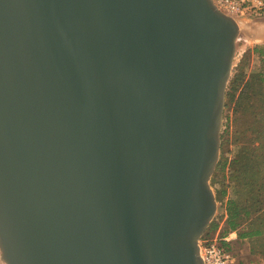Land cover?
I'll return each mask as SVG.
<instances>
[{
    "label": "water",
    "instance_id": "1",
    "mask_svg": "<svg viewBox=\"0 0 264 264\" xmlns=\"http://www.w3.org/2000/svg\"><path fill=\"white\" fill-rule=\"evenodd\" d=\"M238 20L212 0H0L2 264H204Z\"/></svg>",
    "mask_w": 264,
    "mask_h": 264
},
{
    "label": "trees",
    "instance_id": "2",
    "mask_svg": "<svg viewBox=\"0 0 264 264\" xmlns=\"http://www.w3.org/2000/svg\"><path fill=\"white\" fill-rule=\"evenodd\" d=\"M252 51L260 58L264 56V46H255ZM244 57L227 84L225 110L232 107L233 116L224 114L220 158L210 184L216 200L224 206L221 226L216 232L223 237L235 231L234 243L246 241L250 256L257 261L258 255L264 257V70L246 77ZM229 137L234 145L231 150H228ZM216 228L217 223L212 221L202 236ZM221 243L233 256V242Z\"/></svg>",
    "mask_w": 264,
    "mask_h": 264
},
{
    "label": "rangeland",
    "instance_id": "3",
    "mask_svg": "<svg viewBox=\"0 0 264 264\" xmlns=\"http://www.w3.org/2000/svg\"><path fill=\"white\" fill-rule=\"evenodd\" d=\"M239 26H240V32L238 34L236 44H235V56L233 59V65H232V71L234 68H236L237 64L241 60L243 56L244 57V63H245V75H247L251 72H254L256 70H264V56L262 58L258 57L255 53H253L252 48L253 47H262L264 46V16H255V17H245L244 19L238 20ZM249 49V50H248ZM231 71V75H232ZM230 75V77H231ZM230 79V78H229ZM228 84V83H227ZM227 88V87H226ZM226 92V91H225ZM238 93V91H237ZM236 93V95H237ZM228 112L229 117L233 116L232 113V107L228 111L225 110V98H224V109H223V117H222V127L221 131L224 129V123L226 119L224 118V114ZM220 131V133H221ZM230 135H231V127H230ZM234 149L233 140L231 137L228 138V150ZM220 158V149H219V156L218 160ZM217 160V162H218ZM216 162V164H217ZM216 167V165H215ZM214 167V170H215ZM213 170V173H214ZM212 173V175H213ZM211 175V177H212ZM210 177V180H211ZM209 180V184H210ZM211 186V184H210ZM213 189L214 195L215 190ZM216 199V197H215ZM217 209L216 213L213 217L212 221L217 223V228L215 230L209 231L207 234H205L206 237L213 236L216 231L221 226L222 217L224 214V206L217 201ZM209 223V225H210ZM208 225V227H209ZM208 227L205 229L204 233L208 229ZM223 228H221L222 231ZM203 233V234H204ZM235 241V240H234ZM232 241L231 245V252L233 254V257L238 260L239 264H250L253 263V256H250L249 254V244L246 241H242L241 243H234ZM235 261V260H234ZM234 263V262H233ZM264 264V262H263Z\"/></svg>",
    "mask_w": 264,
    "mask_h": 264
},
{
    "label": "built area",
    "instance_id": "4",
    "mask_svg": "<svg viewBox=\"0 0 264 264\" xmlns=\"http://www.w3.org/2000/svg\"><path fill=\"white\" fill-rule=\"evenodd\" d=\"M218 10L237 19L264 16V0H212ZM230 233L220 237L216 232L211 237L198 240L199 255L204 264H233L234 257L222 245L230 241Z\"/></svg>",
    "mask_w": 264,
    "mask_h": 264
},
{
    "label": "crops",
    "instance_id": "5",
    "mask_svg": "<svg viewBox=\"0 0 264 264\" xmlns=\"http://www.w3.org/2000/svg\"><path fill=\"white\" fill-rule=\"evenodd\" d=\"M229 238H230V241H234L236 239V232L235 231L230 232ZM234 260L235 261L233 264H239L238 260H236L235 258ZM263 262H264V257H262L261 255H258L257 261L253 260V263H250V264H263Z\"/></svg>",
    "mask_w": 264,
    "mask_h": 264
},
{
    "label": "bare ground",
    "instance_id": "6",
    "mask_svg": "<svg viewBox=\"0 0 264 264\" xmlns=\"http://www.w3.org/2000/svg\"><path fill=\"white\" fill-rule=\"evenodd\" d=\"M0 264H2L1 261H0Z\"/></svg>",
    "mask_w": 264,
    "mask_h": 264
}]
</instances>
